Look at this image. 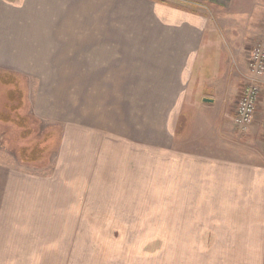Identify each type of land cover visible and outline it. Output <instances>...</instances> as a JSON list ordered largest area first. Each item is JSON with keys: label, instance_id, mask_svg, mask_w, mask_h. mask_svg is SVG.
<instances>
[{"label": "crops", "instance_id": "obj_1", "mask_svg": "<svg viewBox=\"0 0 264 264\" xmlns=\"http://www.w3.org/2000/svg\"><path fill=\"white\" fill-rule=\"evenodd\" d=\"M261 17L264 0H0V73L40 82V120L67 125L83 113L111 123L143 104L162 115L156 127L166 150L194 129V150L172 154L179 169L164 190L178 194L179 210L163 218L153 264H264V76L243 138L234 124L246 50L264 42ZM211 50H233L241 78ZM205 53L222 69L213 79L202 77ZM198 85L207 101L197 102ZM188 98L194 119L180 136ZM86 145L83 171L95 168Z\"/></svg>", "mask_w": 264, "mask_h": 264}, {"label": "rangeland", "instance_id": "obj_2", "mask_svg": "<svg viewBox=\"0 0 264 264\" xmlns=\"http://www.w3.org/2000/svg\"><path fill=\"white\" fill-rule=\"evenodd\" d=\"M260 22L264 33V17ZM211 51L212 57H223V52ZM232 52L225 50L221 65L228 56L234 75L241 78ZM205 56L209 58L202 77L213 79L222 69L211 63L208 53ZM245 76L242 88L248 84L249 74ZM16 79L24 93L21 115L31 132L26 138L21 129L0 122V264H153L162 255L163 218L179 210L178 194L164 190L179 169L172 154L196 147L189 138L194 129H185V120L194 119V113L186 111L190 98L176 123V131L181 129L182 136L184 127L186 138L179 141L176 136L174 149L166 150L156 127L162 115L143 104L138 112L131 105L133 113L116 114L111 123L90 120L83 113H75L74 119L67 114L74 120L67 125L65 119L50 123L33 113L40 82ZM196 87L197 102H203L201 85ZM57 110L63 111L50 108V114ZM246 131H239L241 138ZM43 138L49 139V149L42 160L23 162L20 149ZM261 138L264 141V135ZM85 142L95 168L83 171Z\"/></svg>", "mask_w": 264, "mask_h": 264}, {"label": "trees", "instance_id": "obj_3", "mask_svg": "<svg viewBox=\"0 0 264 264\" xmlns=\"http://www.w3.org/2000/svg\"><path fill=\"white\" fill-rule=\"evenodd\" d=\"M17 76L9 73H0V122L10 124L22 130L27 138L31 129L27 127V119L21 115L24 105V93L19 88ZM25 134V135H24ZM49 139L27 144L19 151L21 160L25 163H36L42 160L45 152L49 149Z\"/></svg>", "mask_w": 264, "mask_h": 264}, {"label": "built area", "instance_id": "obj_4", "mask_svg": "<svg viewBox=\"0 0 264 264\" xmlns=\"http://www.w3.org/2000/svg\"><path fill=\"white\" fill-rule=\"evenodd\" d=\"M248 84L237 100L234 124L240 131H246L254 121L260 95L263 89L261 78L264 76V42L254 45L247 57Z\"/></svg>", "mask_w": 264, "mask_h": 264}, {"label": "water", "instance_id": "obj_5", "mask_svg": "<svg viewBox=\"0 0 264 264\" xmlns=\"http://www.w3.org/2000/svg\"><path fill=\"white\" fill-rule=\"evenodd\" d=\"M204 101H207V100H204Z\"/></svg>", "mask_w": 264, "mask_h": 264}]
</instances>
